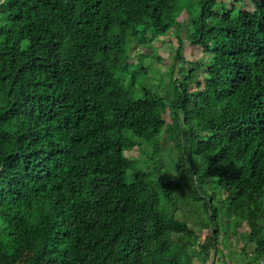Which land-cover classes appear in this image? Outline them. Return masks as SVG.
<instances>
[{"label": "trees", "instance_id": "16d2710c", "mask_svg": "<svg viewBox=\"0 0 264 264\" xmlns=\"http://www.w3.org/2000/svg\"><path fill=\"white\" fill-rule=\"evenodd\" d=\"M216 2L188 11L210 58L167 103L130 55L182 28L181 0H0V264H197L229 223L264 264V0ZM143 144L177 150L174 180L125 156Z\"/></svg>", "mask_w": 264, "mask_h": 264}, {"label": "rangeland", "instance_id": "374dc122", "mask_svg": "<svg viewBox=\"0 0 264 264\" xmlns=\"http://www.w3.org/2000/svg\"><path fill=\"white\" fill-rule=\"evenodd\" d=\"M199 0H181L180 9L176 15L177 21L182 24V28L178 31L170 29L166 34H161L156 37L150 45V48L142 50L141 52L134 50L131 51L130 55V69L138 68H148V77H138L137 84L145 85L146 88H152L164 95L169 103L171 98V89L169 86L170 78L175 79L178 76V70L184 67V63L189 64H207L209 62V55H203L201 49L192 46L187 40V35L193 33V29L189 24L188 11L190 14H193ZM216 6L213 8V12L222 13L223 11L234 9L236 13L240 10V4L242 8L246 10L252 9V4L250 0H216ZM179 40L182 42V48L180 49L181 58L183 59L180 62H176L174 56L177 51ZM156 56L160 60H153L150 63V57ZM192 62V63H190ZM127 75H125L126 79ZM136 97H139V94L135 93ZM166 122L170 123V118L166 113L164 116ZM164 136V133L162 134ZM125 156L131 159H134L137 163V166L143 170H157L159 176L163 180L171 181L174 180L175 174V163L178 158V153L173 147L169 150L153 154V150L150 146L143 144L141 149L135 148L133 150L125 152ZM147 159L153 161L152 163H147ZM223 198V193L221 194ZM222 204H220V208ZM181 210L177 212L176 217L178 220L183 219V213H188L190 216H193L194 220L197 218L199 224V240L201 244L207 243V236H209V231L203 227L202 217H195L194 212L190 211L187 206L181 204ZM192 218V219H193ZM193 220V221H194ZM225 224L227 220L224 219ZM231 223L221 226L219 232L217 248L216 251L211 249L208 252V256L201 257L202 260L197 264H247L249 261L253 260V256H246L241 251L242 243L238 238V235L235 233H244L246 232L245 228H240L238 231L233 233L231 228ZM3 228V227H2ZM226 232V233H225ZM247 252V251H246Z\"/></svg>", "mask_w": 264, "mask_h": 264}, {"label": "clouds", "instance_id": "9594fccd", "mask_svg": "<svg viewBox=\"0 0 264 264\" xmlns=\"http://www.w3.org/2000/svg\"><path fill=\"white\" fill-rule=\"evenodd\" d=\"M169 174H172V175H174V173H169Z\"/></svg>", "mask_w": 264, "mask_h": 264}]
</instances>
